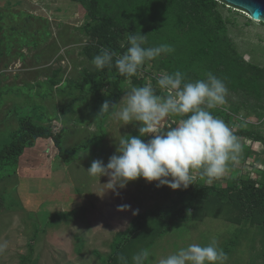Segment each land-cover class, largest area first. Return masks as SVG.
Segmentation results:
<instances>
[{
  "label": "rangeland",
  "instance_id": "374dc122",
  "mask_svg": "<svg viewBox=\"0 0 264 264\" xmlns=\"http://www.w3.org/2000/svg\"><path fill=\"white\" fill-rule=\"evenodd\" d=\"M222 12L230 19L229 36L237 50L264 65V24L227 6ZM90 21L75 0H0V148L10 142L23 115L57 132L63 128L65 154L75 149L65 161L53 139L38 140L25 148L17 173L0 181V264H108L112 253H117L113 264H121L120 256L132 264V255L141 249L150 253L145 264H158L188 244L203 246L213 238L227 255L225 264H264L263 224L235 220L239 211L225 200L209 205L195 196L187 218L180 216L203 180L173 190L140 178L114 191L106 185L110 176L87 173L93 160L107 165L121 135H139L137 127L114 116L136 85L126 81L116 110L98 118L103 97L76 84L86 71L95 70L84 54ZM162 56L145 62L137 73L157 89L155 77L166 73L158 70ZM243 100L241 94L227 92L221 107L233 113L230 128L244 126L264 135V114ZM175 122L170 116L161 129L167 131ZM239 139L238 160L212 184L223 187L235 175L261 178L257 168L264 169L263 144ZM121 204L131 210L118 211ZM138 217L140 228L132 231Z\"/></svg>",
  "mask_w": 264,
  "mask_h": 264
},
{
  "label": "trees",
  "instance_id": "16d2710c",
  "mask_svg": "<svg viewBox=\"0 0 264 264\" xmlns=\"http://www.w3.org/2000/svg\"><path fill=\"white\" fill-rule=\"evenodd\" d=\"M75 1L86 8L91 20L87 24L89 39L84 46V54L91 61L102 47L122 54L128 47L127 36L131 33H141L147 36L144 47L169 44L174 48V52L162 54L159 71L171 74L180 70L184 73L186 82L206 79V73L212 72L224 81L228 92L241 94L244 97L242 103L249 105L252 102L250 106L261 111L263 116L264 65L246 60L237 50L229 36L230 19L222 12L226 5L217 0ZM126 81L136 86L145 85L137 74L132 77L121 76L114 63L112 67H105L103 70L86 71L84 77L76 84L82 91L87 89L97 98L103 97V102L107 99L118 104ZM155 90L157 95H166V92L160 89ZM222 108L219 106L211 110L212 114L230 127L233 113L224 112ZM115 110L116 108L110 109L108 113L111 114ZM234 110L238 112L240 107ZM173 117L181 119L179 116ZM63 132V128L57 132L51 126L20 116L19 126L10 142L0 148V181L9 180L17 173L25 148L34 146L41 139H53L59 148L60 156L65 161L70 160L75 149L65 154L61 145ZM234 133L238 137L261 142L264 146V135L253 129L242 126ZM249 152L252 153L253 149ZM257 170L261 172L260 179L235 175L231 176L223 187L207 183L195 185L180 216L186 219L190 207L197 202L195 196H200L199 201L202 204L211 205L212 201L225 200L227 207L235 206L239 211L235 220L261 223L264 227V169ZM139 217L135 220L132 231L140 228ZM176 218L175 214L173 220ZM116 254L109 256L108 264L115 262Z\"/></svg>",
  "mask_w": 264,
  "mask_h": 264
},
{
  "label": "clouds",
  "instance_id": "9594fccd",
  "mask_svg": "<svg viewBox=\"0 0 264 264\" xmlns=\"http://www.w3.org/2000/svg\"><path fill=\"white\" fill-rule=\"evenodd\" d=\"M147 36L131 33L127 36L128 47L122 54L102 47L92 58L97 70L112 67L121 76L132 77L147 61L162 54L174 52L169 44L144 47ZM156 86L166 95L156 94L151 83L132 87L120 100L114 116L123 125L137 127L139 135H121L116 153L107 163L93 160L86 170L90 176L111 177L109 189L126 188L127 184L143 178L157 182V187L168 186L173 190L187 189L199 178L207 184L222 178L229 164L238 160L241 143L232 128L212 114L213 109L226 102L228 89L224 81L212 72L206 79L186 82L180 70L162 73L156 77ZM117 108V104L105 100L98 118ZM170 116L181 119L172 126L161 129V123ZM154 134V135H153ZM144 137H151L145 141ZM116 195L119 192L116 191ZM118 211H129L131 205L121 204ZM139 210L133 212L137 215ZM3 245H0V250ZM150 253L141 249L131 257L132 264H145ZM121 264L127 258L118 257ZM227 255L213 238L210 243L188 244L170 255L161 257L158 264H225Z\"/></svg>",
  "mask_w": 264,
  "mask_h": 264
},
{
  "label": "water",
  "instance_id": "95a60500",
  "mask_svg": "<svg viewBox=\"0 0 264 264\" xmlns=\"http://www.w3.org/2000/svg\"><path fill=\"white\" fill-rule=\"evenodd\" d=\"M220 3L242 12L250 19L264 23V0H217Z\"/></svg>",
  "mask_w": 264,
  "mask_h": 264
},
{
  "label": "built area",
  "instance_id": "2783aa9c",
  "mask_svg": "<svg viewBox=\"0 0 264 264\" xmlns=\"http://www.w3.org/2000/svg\"><path fill=\"white\" fill-rule=\"evenodd\" d=\"M250 142H252V140H251ZM258 168H259V167H258Z\"/></svg>",
  "mask_w": 264,
  "mask_h": 264
}]
</instances>
